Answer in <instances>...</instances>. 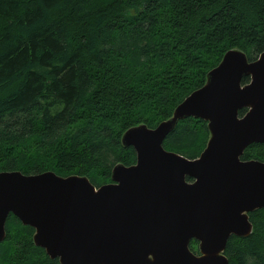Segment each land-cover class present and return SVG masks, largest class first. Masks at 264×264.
I'll return each instance as SVG.
<instances>
[{
    "label": "trees",
    "instance_id": "1",
    "mask_svg": "<svg viewBox=\"0 0 264 264\" xmlns=\"http://www.w3.org/2000/svg\"><path fill=\"white\" fill-rule=\"evenodd\" d=\"M229 50L264 52V0H0V172L110 183L115 165L135 163L123 133L170 118ZM208 137L188 117L162 146L196 159ZM241 160L264 162V143ZM248 217L228 264H264V207ZM5 231L0 264H59L13 214Z\"/></svg>",
    "mask_w": 264,
    "mask_h": 264
},
{
    "label": "water",
    "instance_id": "2",
    "mask_svg": "<svg viewBox=\"0 0 264 264\" xmlns=\"http://www.w3.org/2000/svg\"><path fill=\"white\" fill-rule=\"evenodd\" d=\"M188 117L205 121L209 133L196 159L162 146ZM255 143H264V52L248 61L229 50L170 118L123 133L135 163L115 165L110 183L0 172V242L11 213L59 264H228V238L249 235L248 214L264 207V162L241 160Z\"/></svg>",
    "mask_w": 264,
    "mask_h": 264
},
{
    "label": "rangeland",
    "instance_id": "3",
    "mask_svg": "<svg viewBox=\"0 0 264 264\" xmlns=\"http://www.w3.org/2000/svg\"><path fill=\"white\" fill-rule=\"evenodd\" d=\"M209 134V133H208ZM190 247V246H189ZM191 249V248H190ZM192 252H194L195 254H198V242L196 241V245H195V250H192Z\"/></svg>",
    "mask_w": 264,
    "mask_h": 264
},
{
    "label": "bare ground",
    "instance_id": "4",
    "mask_svg": "<svg viewBox=\"0 0 264 264\" xmlns=\"http://www.w3.org/2000/svg\"><path fill=\"white\" fill-rule=\"evenodd\" d=\"M9 214H11V213H9ZM9 214H8V216H9ZM8 216H7V218H8ZM7 218H6V221H7ZM5 225H6V222H5ZM5 234H6V231H5Z\"/></svg>",
    "mask_w": 264,
    "mask_h": 264
}]
</instances>
